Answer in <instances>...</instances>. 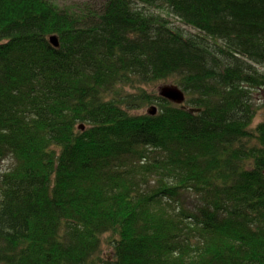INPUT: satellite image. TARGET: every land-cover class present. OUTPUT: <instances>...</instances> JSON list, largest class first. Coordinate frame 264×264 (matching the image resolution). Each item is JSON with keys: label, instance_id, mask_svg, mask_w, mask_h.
Instances as JSON below:
<instances>
[{"label": "trees", "instance_id": "trees-1", "mask_svg": "<svg viewBox=\"0 0 264 264\" xmlns=\"http://www.w3.org/2000/svg\"><path fill=\"white\" fill-rule=\"evenodd\" d=\"M259 92L264 0H0V264H264Z\"/></svg>", "mask_w": 264, "mask_h": 264}, {"label": "rangeland", "instance_id": "rangeland-1", "mask_svg": "<svg viewBox=\"0 0 264 264\" xmlns=\"http://www.w3.org/2000/svg\"><path fill=\"white\" fill-rule=\"evenodd\" d=\"M54 4H57L59 7H68L76 4H85L86 2H98L99 0H51ZM169 21L173 23L174 27H178L183 29L184 32L186 33H196L193 29H190L189 27L184 26L181 22H178L176 19L173 17H169ZM174 78H168V79H162L158 80L155 82H152V84L149 85H144V89L149 93V94H156L158 95V92L160 89L163 88V86L167 85H173ZM255 101V106H256V115L253 119V123L251 125V128H255L258 126L259 123L264 122V93L259 92L254 96ZM150 106H143L142 109L136 111L139 114L146 113L148 109H150ZM14 163L13 159H5L0 161V174L2 172L7 171L12 167V164ZM107 237L103 236V238ZM103 246H102V256L110 261L112 259V254H111V247L107 245V242L105 240L102 241Z\"/></svg>", "mask_w": 264, "mask_h": 264}, {"label": "water", "instance_id": "water-1", "mask_svg": "<svg viewBox=\"0 0 264 264\" xmlns=\"http://www.w3.org/2000/svg\"><path fill=\"white\" fill-rule=\"evenodd\" d=\"M48 40L50 41V44L54 48H57L59 46V40L55 36H50ZM158 96L168 100L172 104H176L180 106L184 104L186 99V96L183 94L181 89H179V87L176 85L163 86V88L159 90ZM156 112L157 109L155 106H151V108L147 110V114L149 116H154ZM79 129L82 130L83 126H80Z\"/></svg>", "mask_w": 264, "mask_h": 264}]
</instances>
